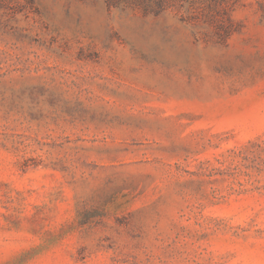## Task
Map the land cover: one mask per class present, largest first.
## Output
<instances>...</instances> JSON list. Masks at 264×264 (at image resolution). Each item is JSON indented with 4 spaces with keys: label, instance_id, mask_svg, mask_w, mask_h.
<instances>
[{
    "label": "rangeland",
    "instance_id": "374dc122",
    "mask_svg": "<svg viewBox=\"0 0 264 264\" xmlns=\"http://www.w3.org/2000/svg\"><path fill=\"white\" fill-rule=\"evenodd\" d=\"M263 2L0 0V264H264Z\"/></svg>",
    "mask_w": 264,
    "mask_h": 264
},
{
    "label": "trees",
    "instance_id": "16d2710c",
    "mask_svg": "<svg viewBox=\"0 0 264 264\" xmlns=\"http://www.w3.org/2000/svg\"><path fill=\"white\" fill-rule=\"evenodd\" d=\"M109 9L133 8L140 10L143 14L159 15L168 10L181 12L185 3H194V0H104ZM264 16V2H263Z\"/></svg>",
    "mask_w": 264,
    "mask_h": 264
}]
</instances>
